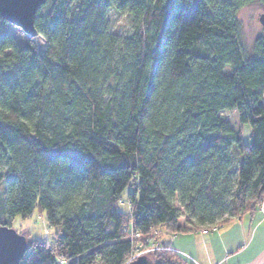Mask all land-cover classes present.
I'll return each instance as SVG.
<instances>
[{
	"label": "trees",
	"instance_id": "trees-1",
	"mask_svg": "<svg viewBox=\"0 0 264 264\" xmlns=\"http://www.w3.org/2000/svg\"><path fill=\"white\" fill-rule=\"evenodd\" d=\"M253 3L264 11L46 0L41 53L0 17V225L37 208L57 228L18 264H126L153 244V264H180L154 233L217 229L261 205L264 25L246 55L236 19Z\"/></svg>",
	"mask_w": 264,
	"mask_h": 264
},
{
	"label": "crops",
	"instance_id": "crops-1",
	"mask_svg": "<svg viewBox=\"0 0 264 264\" xmlns=\"http://www.w3.org/2000/svg\"><path fill=\"white\" fill-rule=\"evenodd\" d=\"M166 237L180 264H264V200L220 228Z\"/></svg>",
	"mask_w": 264,
	"mask_h": 264
},
{
	"label": "rangeland",
	"instance_id": "rangeland-1",
	"mask_svg": "<svg viewBox=\"0 0 264 264\" xmlns=\"http://www.w3.org/2000/svg\"><path fill=\"white\" fill-rule=\"evenodd\" d=\"M263 15V7L257 3H253L243 7L236 14V19L238 23V38L242 45V48L246 55H250L252 52L253 41L262 33L263 26L259 23V17ZM113 29L120 33H124L128 29V17L125 15H110ZM10 32L16 37L20 44L25 42H31L34 47L41 53L44 48V40L37 36L35 38H30L25 35L20 29L12 27ZM249 135V128L244 126L243 129V139L247 140ZM0 201L3 202V196H0ZM122 210L128 211L129 208L125 206L121 207ZM129 212V211H128ZM9 227L13 229L17 234L22 235L25 239L30 241H40L47 243L48 245L53 243L55 238V233H57V228H50L45 222L44 213L39 212L37 208L34 209L31 215L26 218L21 216H15L9 222ZM153 238L161 241L168 240V235L158 231L153 234ZM172 236V235H169ZM158 250L156 244L150 245L147 248H142L141 250H136L133 254V259L139 255H151ZM154 258V257H153Z\"/></svg>",
	"mask_w": 264,
	"mask_h": 264
},
{
	"label": "water",
	"instance_id": "water-1",
	"mask_svg": "<svg viewBox=\"0 0 264 264\" xmlns=\"http://www.w3.org/2000/svg\"><path fill=\"white\" fill-rule=\"evenodd\" d=\"M46 0H0V17L11 26L20 29L30 38L37 37L34 27L35 15ZM264 25V16L259 17ZM28 246L24 236L17 234L6 225H0V264H18ZM126 264H153L146 255L136 256Z\"/></svg>",
	"mask_w": 264,
	"mask_h": 264
},
{
	"label": "built area",
	"instance_id": "built-area-1",
	"mask_svg": "<svg viewBox=\"0 0 264 264\" xmlns=\"http://www.w3.org/2000/svg\"><path fill=\"white\" fill-rule=\"evenodd\" d=\"M132 260V259H131Z\"/></svg>",
	"mask_w": 264,
	"mask_h": 264
}]
</instances>
